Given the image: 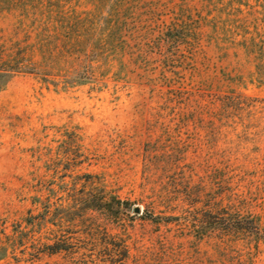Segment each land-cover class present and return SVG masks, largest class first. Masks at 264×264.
<instances>
[{
    "label": "rangeland",
    "instance_id": "rangeland-1",
    "mask_svg": "<svg viewBox=\"0 0 264 264\" xmlns=\"http://www.w3.org/2000/svg\"><path fill=\"white\" fill-rule=\"evenodd\" d=\"M0 54L25 65L0 90V240L31 238L0 264H73L37 255L46 197L57 236L125 228L128 264H264L262 241L193 235L264 210V0H0Z\"/></svg>",
    "mask_w": 264,
    "mask_h": 264
},
{
    "label": "trees",
    "instance_id": "trees-1",
    "mask_svg": "<svg viewBox=\"0 0 264 264\" xmlns=\"http://www.w3.org/2000/svg\"><path fill=\"white\" fill-rule=\"evenodd\" d=\"M13 56L3 58L0 54V90L4 88L13 75L24 71L23 66L25 65L19 64V60ZM86 201L89 203L90 199ZM39 204L41 211L36 215L38 237L34 246L37 255L50 256L64 251L73 256V259L75 258L73 264H128L132 257V247L125 228L119 227L113 232L107 221L102 225L92 222L87 227L83 238H79L75 234L76 231H71V235L68 236H57L52 232V228L46 227V224L50 223L52 214L50 198L46 197L44 200L39 198ZM98 206L103 212V216L109 218L113 213L116 216L124 210H128L130 203L116 195H103L99 199ZM119 215L117 219L114 218L116 221L120 219L118 218ZM200 222H207L210 228L209 230L203 226L194 228L193 235L198 239L217 232L219 234L217 237L219 245L226 242L228 238L243 241L248 239L254 242L255 247H257L259 241L264 242V210L258 214H253L250 211L243 212L240 208H227L221 213L215 210L209 213L208 219H202ZM43 223L44 225H42ZM17 232L19 234L16 235L3 234L4 239L0 240V245H2L0 249L4 253L8 249H15L16 244L22 245L24 240L29 241L31 239L24 230H18ZM163 250L164 259L162 264H182L181 260L177 258L178 253L172 247H164Z\"/></svg>",
    "mask_w": 264,
    "mask_h": 264
},
{
    "label": "water",
    "instance_id": "water-1",
    "mask_svg": "<svg viewBox=\"0 0 264 264\" xmlns=\"http://www.w3.org/2000/svg\"><path fill=\"white\" fill-rule=\"evenodd\" d=\"M134 211H139V208H135Z\"/></svg>",
    "mask_w": 264,
    "mask_h": 264
}]
</instances>
